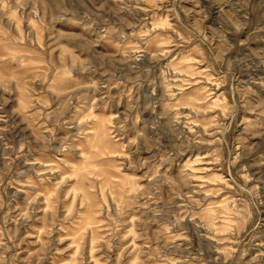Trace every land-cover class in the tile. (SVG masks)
Listing matches in <instances>:
<instances>
[{
	"label": "rangeland",
	"instance_id": "obj_1",
	"mask_svg": "<svg viewBox=\"0 0 264 264\" xmlns=\"http://www.w3.org/2000/svg\"><path fill=\"white\" fill-rule=\"evenodd\" d=\"M0 264H264V0H0Z\"/></svg>",
	"mask_w": 264,
	"mask_h": 264
},
{
	"label": "bare ground",
	"instance_id": "obj_2",
	"mask_svg": "<svg viewBox=\"0 0 264 264\" xmlns=\"http://www.w3.org/2000/svg\"><path fill=\"white\" fill-rule=\"evenodd\" d=\"M226 210V209H225ZM229 210V209H228Z\"/></svg>",
	"mask_w": 264,
	"mask_h": 264
}]
</instances>
